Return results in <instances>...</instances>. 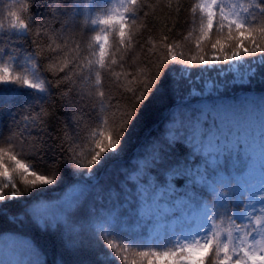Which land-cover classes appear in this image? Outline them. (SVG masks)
Returning a JSON list of instances; mask_svg holds the SVG:
<instances>
[{"label":"snow or ice","instance_id":"6c2138e0","mask_svg":"<svg viewBox=\"0 0 264 264\" xmlns=\"http://www.w3.org/2000/svg\"><path fill=\"white\" fill-rule=\"evenodd\" d=\"M110 3L45 0L42 13L39 0L9 3L7 26L0 24V201L31 196L25 215L42 231L58 232L68 250H94L87 264H128L130 248L142 264H264V93L233 94L264 84V0H194L185 39L195 40L196 54L185 59L165 34L159 54L154 44L133 65L112 53L132 51L133 30L155 6ZM166 7L179 16L186 6L167 0ZM87 31L96 34L81 56L76 37ZM213 36L212 53L201 54ZM45 40L52 43L45 47ZM174 65L183 67L177 73ZM165 71L174 104L109 183L108 161L123 156V137L139 124ZM102 74L124 91L106 90ZM18 98L19 111L12 105ZM85 115L96 129L86 151ZM50 129H58L55 136ZM62 168L70 183L57 191L66 183ZM233 206L242 211L232 214ZM0 264L44 260L30 240L0 233Z\"/></svg>","mask_w":264,"mask_h":264},{"label":"trees","instance_id":"16d2710c","mask_svg":"<svg viewBox=\"0 0 264 264\" xmlns=\"http://www.w3.org/2000/svg\"><path fill=\"white\" fill-rule=\"evenodd\" d=\"M22 2H27V0H0V24H3L5 27L7 26V8L9 3L16 4L18 7ZM117 2L118 0H111V3L108 5V7H112ZM149 2L155 6L154 11L150 12L149 16L146 19L142 16L138 21L137 27L133 30L135 33V39L133 43L129 45L132 51L127 54L113 51L112 54L118 60V62L120 61L121 55H123L124 60L127 62V65H133V60H136V62L139 63L144 60L145 53L149 48L153 47L154 44L156 46L154 51L159 54L160 37L165 34H167L169 37V43L174 42L175 44L180 45V48L185 53V59H189L191 55L196 54L195 40L193 38H189L187 40L185 39L186 37H189V32L192 28L191 14L189 13V11H187V6H190L194 2V0H182L183 4L186 7L179 16H176L174 12H169L168 8L166 7L167 0H159V3L157 2V0H149ZM44 3L45 0H39L38 7L35 9V11L38 13H42L44 11ZM103 14L104 13L102 11H98L95 13V16H102ZM153 21L155 23H153ZM92 27L95 28L97 26ZM169 29L171 30L169 31ZM95 34V31H87L82 35H78L76 37V43L80 44L81 46V51L80 53H78V55L84 56L87 54L85 49L88 46L89 39ZM195 35H198V33L193 34V36ZM33 38L38 39L35 36H33ZM214 40L215 37L213 36L210 42L206 41L201 45L203 49V52L201 54L210 55L212 53L210 44L211 42H214ZM50 43H52L51 40H45V47H47V45ZM109 43L110 45L113 43V37L109 38ZM71 48L72 45L70 44L69 49ZM47 54L48 53H46V55ZM51 54L55 55L54 53ZM57 63H60L59 59H57ZM173 67L178 73L183 66L174 65ZM128 70L132 71L133 68L129 67ZM191 71L193 75H195L197 70L192 69ZM43 74H47L49 76L51 75L50 72L44 73L42 71V75ZM102 78L106 90L110 87L115 96H119L120 93L124 91L122 87L117 89L116 84L110 83V77L108 74H102ZM129 79H131V77H129ZM173 84V77L169 74L168 71H165L164 75L157 83L156 89L153 90L152 95L141 108L139 124L136 125L134 129L130 128L127 134L123 137V141L126 142V144L122 145L125 147L123 156L108 161V165H111V171L109 172V183L116 182L120 167L122 165H126L128 160L135 155L137 146L140 144L141 140H143L145 136L156 131L157 125L163 113L168 108L173 106ZM180 86L182 91L186 92L188 90L186 80H181ZM241 90L245 92L254 91L258 94H261L264 93V84L258 81H253V84L250 88H235L234 93ZM23 95L24 94L21 93V97H23ZM22 102V99L18 98L12 101V105L17 111H19L21 110L20 106ZM75 107L79 108L80 105L77 104L75 105ZM83 110H88L87 104L84 105ZM49 111H51V109ZM61 119L63 120L65 119V117L61 116ZM79 125L81 140L83 142V149L86 151L88 148L94 147V145H92L87 138L89 137L91 131L96 129L94 126V122L89 120L86 115L79 118ZM50 131H52L53 135L55 136L58 129H50ZM120 147L121 146H118V150ZM107 167L108 166L106 165V169ZM66 173H68V175H66ZM103 174V172L99 173V175ZM69 175V169H60V176L66 182L65 186L49 187H57V191L66 190V187L70 183ZM55 195L56 193H48L45 198H52ZM32 202V197L27 195L25 197H17L11 200L0 201V233L19 236L21 238L30 240L36 247L38 252L41 254V258L44 260V264H57L58 260L63 261V264H87L88 261L94 259V250H92L90 247H83L75 252L70 251L65 248L64 242L60 238L58 232L52 233L51 231H42L35 223H33L31 219L25 215L26 205H30ZM236 210L237 209L235 208V206H233L232 214H234ZM13 217H18L20 219H17L15 222H13ZM222 220L223 223H221L220 220H218L217 223H221L222 227L227 228L230 221L227 219V217H223ZM236 223H241V221H237L236 219ZM234 235H236L235 232ZM136 251L137 249L130 248V250L126 253V255H128V264H131L130 258L135 255ZM121 264H123V262H121Z\"/></svg>","mask_w":264,"mask_h":264},{"label":"rangeland","instance_id":"374dc122","mask_svg":"<svg viewBox=\"0 0 264 264\" xmlns=\"http://www.w3.org/2000/svg\"><path fill=\"white\" fill-rule=\"evenodd\" d=\"M244 92H245V91L241 90V91H238V92L234 93V90H233V94H237V93L242 94V93H244ZM253 93H254V92H253ZM254 94H256V93H254ZM240 211H242V209H241ZM238 213H239V211L235 212V215H238ZM238 220H239V219H237V221H238ZM236 235H239V234L236 233ZM133 261H135L136 264H142V260H141V258L138 257V256H136V255H133V256L130 258V263H131V264H132Z\"/></svg>","mask_w":264,"mask_h":264}]
</instances>
